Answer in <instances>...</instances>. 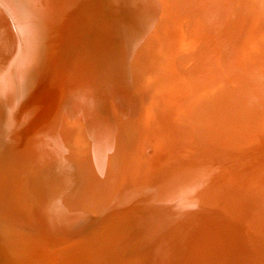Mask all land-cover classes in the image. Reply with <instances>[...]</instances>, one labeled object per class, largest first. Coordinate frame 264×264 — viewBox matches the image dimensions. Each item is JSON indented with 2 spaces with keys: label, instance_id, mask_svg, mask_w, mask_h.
Listing matches in <instances>:
<instances>
[{
  "label": "bare ground",
  "instance_id": "bare-ground-1",
  "mask_svg": "<svg viewBox=\"0 0 264 264\" xmlns=\"http://www.w3.org/2000/svg\"><path fill=\"white\" fill-rule=\"evenodd\" d=\"M0 2L14 17L9 21L0 6L3 89L19 88L20 98L25 100L33 96L28 105L36 111L43 107L39 117L45 120L37 123L36 114L34 120L21 124L17 115L11 127L24 140L40 136L37 141L48 144L46 154L62 165V171L78 173L74 179L68 173L49 178L52 172H44V176L50 175L46 183L32 178L34 172L28 175L30 170L24 179L16 176L20 185L23 180L18 195L7 185L8 177L1 176L7 184L3 182L0 188V203L24 224L40 230L44 243H67L104 222L100 217L115 203L120 207L122 194L123 203L134 186L128 192L134 202L119 220L127 238L122 256L108 260L111 254L104 251L106 256H100L103 250L95 247L88 249L81 262L73 257L63 264H264V172L251 177L249 171L264 165V0ZM209 41L214 46H209ZM18 53L22 55L15 65L17 88L3 61ZM131 59L137 64L136 71H141L139 78L145 79L142 72L147 74L142 84L141 80L135 84L137 74L132 77L128 73ZM191 63L193 69L188 68ZM105 86L112 88L107 89L111 100L102 99ZM101 87L102 97L98 98ZM40 94L49 98L38 100ZM137 98L148 102L150 108L148 116L140 119L144 132L132 135L129 144L121 137L126 130L122 121ZM58 100L63 101L60 106L65 104L62 110L68 111L67 115L61 110L62 115L83 120L85 132L80 137L88 135L89 145L79 148L71 143L76 128L71 126L72 132L67 127L70 136L63 131L68 124L56 113ZM103 100L111 102L107 105ZM29 111H23L28 112L27 118L33 116L29 117ZM120 111L125 115L122 120L117 114ZM80 137L77 134V139ZM0 147L7 148L3 141ZM151 147L155 153L148 159L143 151ZM41 156L38 158L46 160ZM53 158H47L48 163ZM219 163L223 169L217 167ZM24 164L27 162L17 164L21 165L18 168ZM36 183L38 187L31 191ZM41 186L53 196L58 191L66 195L74 191L71 199L62 198L56 204L47 222L46 216L41 221L36 211L33 215ZM145 206L149 213L141 211ZM25 209L32 210L33 216ZM139 236L144 238L141 242ZM130 243L138 252L135 257L130 254ZM25 244L26 252L22 249L18 257L34 261L39 253L28 241Z\"/></svg>",
  "mask_w": 264,
  "mask_h": 264
},
{
  "label": "rangeland",
  "instance_id": "rangeland-1",
  "mask_svg": "<svg viewBox=\"0 0 264 264\" xmlns=\"http://www.w3.org/2000/svg\"><path fill=\"white\" fill-rule=\"evenodd\" d=\"M0 4H2L1 2H0ZM1 7V9L3 10V12L6 14V16L9 18V21H12L13 20V15H12V12L10 11L9 12V10H7L6 9V5L4 6L3 4L2 5H0ZM8 15H10V17L8 16ZM202 41H204V40H202ZM212 42L211 41H209V43H208V45L209 46H214V45H212L211 44ZM21 55L22 54H20V53H18V54H15L14 55V57L12 56V55H10V57H8L7 59H5L3 62H4V67L5 68H7L8 70L9 69H11L10 71L12 72V75H11V79H12V81H13V84L14 83H16L17 84V88H18V75H17V73L15 72V65H16V63L18 62V60H19V57H21ZM130 61H132V63H131V65L129 66V71H128V73L130 72V74H131V76L132 77H134V75L135 74H137V76L135 77L136 79L134 80V81H132L133 83H135L136 85H138L139 83H143L144 81H146V77H147V74H146V72H142L143 74H142V76L144 75V76H146L145 77V79H141V77L139 78L138 76H141V75H139L140 73H141V71H139V70H137V71H139V72H137L136 71V68H138V67H136L137 66V64H134V63H136L135 62V60H134V62H133V60L131 59ZM130 64V63H129ZM135 65V66H134ZM131 67V68H130ZM188 68H194V64L193 63H191L190 65H188ZM131 70V71H130ZM135 73V74H134ZM146 74V75H145ZM131 77V78H132ZM142 78H144V77H142ZM133 79V78H132ZM131 79V80H132ZM139 80H141L139 83H138V81ZM3 80H1L0 79V141H3L4 142V144L7 146V148H9V145L11 144V146H10V148L9 149H7V148H5L6 150H3V148H1L0 147V163H2V164H0V167H4L3 169L2 168H0V188L2 187V184H3V182H5L6 184H7V179L9 180V182H8V186H9V188H11L12 190H16L15 192H16V194L18 195V193H19V191H18V189H20V188H22V186H23V180H22V182H21V185L18 183V182H20V180H19V178L20 179H24V177H25V175L24 174H26V173H29V171L31 170L32 172H30V174H28V175H31L32 176V174H33V172H34V175L37 173V171L39 172H41V174L43 173V174H45V173H47L48 174V171L49 172H52V174L51 173H49L50 175H43L42 174V176L44 177V178H46V180L41 176L40 177V172L39 173H37L36 175H35V177H34V175L32 176V178H36V177H39L38 178V180L40 181L41 180V182H49V179L47 178L48 176H50L49 178H53V176H56L57 174H58V176H59V174H64V175H66V176H68V174L69 175H72V177L74 178H76L77 179V175H78V173H76L74 170H73V172L74 173H72V171H67V172H65V171H62V169H61V167H62V165L61 164H59V163H57V161L54 163V158L53 157H48V155L46 154V152H47V146H48V144H46V142H45V144L43 143V141H40L41 143H39V141H37V140H40L38 137H40V136H38V137H31V138H29V139H26V140H24V138L22 139V137H20L18 134H17V129H14L13 127H11L12 126V124H15V123H13V122H15V119H16V117H17V115H20L21 117V124H27V119H29V121H30V119L33 117V120H34V118H35V115H36V122L38 123V122H40L41 124H44V122H45V120L43 121V118H41V117H39V114L42 112V108H40L39 109V111H36L35 110V108L34 107H29V103H30V101L32 100V98H33V96H29L28 98H26V100L23 98V96L20 98V94H21V92L20 91H18V89L17 90H15L14 89V87L12 88V90H10V91H8L7 92V89L6 88H4L3 89ZM116 82L118 83L119 81L118 80H116ZM2 87V88H1ZM100 87V86H99ZM106 87V86H105ZM108 87V86H107ZM106 87V89H104L103 90V88L100 90V88L98 89L99 90V96H98V90H96V93H97V96H98V98L99 97H102L101 96V94H102V90L105 92V93H103L102 95H103V98L102 99H105V100H107V99H110L111 100V92H110V90L112 89L110 86L107 88ZM111 88V89H110ZM115 88H119L118 87V85L115 87ZM114 88V89H115ZM107 89H110V90H108V92H107ZM106 90V91H105ZM100 91H101V93H100ZM17 92V93H16ZM110 92V94H108ZM48 94V93H47ZM47 94H40V95H38V97H37V99L38 100H42V98H46V99H48L49 98V96H47ZM106 94H108L107 96L108 97H106L105 95ZM110 96V97H109ZM148 96V95H147ZM62 97H64V99H65V94L62 96ZM61 97V99L62 100H64L63 98ZM2 98V99H1ZM10 98V99H9ZM107 98V99H106ZM140 98V97H139ZM31 99V100H30ZM21 100V101H20ZM62 100H58V105L60 106L61 104V102H63ZM105 100H103V101H105ZM108 101V102H106L107 103V105H108V103L109 102H111V101ZM140 100H141V98H140ZM138 98H137V101L133 104L134 106H133V108H132V110L131 111H126V113L125 114H128L127 116L129 117H125V115H124V113H123V115H121V111L120 112H118L117 114H118V117L120 118V116H122V118H121V120L124 118V120L122 121V123H125L128 127H130V128H128L127 126L126 127H124L125 126V124H123L122 126H123V128H125V129H123L122 128V130H121V127L122 126H120V130L122 131H120L121 133H123L124 131L123 130H125V132L123 133V134H125L124 136L121 134V137L123 138L122 140L123 141H125L126 143H131V138H132V135L134 136V134H137V133H139V134H141V133H143L144 131H142V127H143V124L141 123V120H143L145 117H147L148 115H147V112H148V110H149V108H150V104H148V102L146 103V102H144V101H140ZM16 102V103H15ZM60 102V103H59ZM3 103V104H2ZM145 105H144V104ZM41 104V103H40ZM65 106V104H62V106H60L58 109V112H56L57 113V115L58 116H61L62 115V113H61V110H62V107L63 108H65L64 106ZM2 106H3V108H2ZM14 106V107H13ZM22 106H23V108H22ZM28 106V107H27ZM43 106V105H42ZM58 107V106H57ZM70 106H67V108L65 109V110H68V108H69ZM140 107V108H139ZM5 108V109H4ZM17 108V109H16ZM34 109V110H32V109ZM120 108V107H119ZM23 109V110H22ZM30 110L29 111V117L31 116V115H33V116H31L30 118H27L26 116L27 115H25L26 113H28V112H23L24 110ZM135 109V110H134ZM138 109V110H137ZM64 110V109H63ZM62 110V112H65V113H67V115H68V111L66 112V111H63ZM119 110V109H118ZM141 110V111H140ZM2 111V112H1ZM134 111V112H133ZM17 112V113H16ZM22 112V113H21ZM128 112V113H127ZM6 113V114H5ZM35 113V114H34ZM119 113H120V115H119ZM133 113V114H132ZM137 114V116L139 117H137V116H135L136 114ZM139 113V114H138ZM64 114V113H63ZM132 114V115H131ZM130 115V116H129ZM13 116H15V117H13ZM63 116L64 115H62V119H63ZM13 117V118H12ZM24 117H26V119L24 118ZM66 117V118H65ZM67 117H69V116H66V114H65V116H64V124L65 125H67L66 127H65V130H63L64 132L66 131V129H67V127H68V129L71 127V126H74V128L73 127H71V130L70 131H74V130H72V128L73 129H75V133H73V135L75 136V138L73 137V136H71L72 137V139L74 138V141L75 142H71L72 144H74L75 143V146H83V144L84 145H89V143L91 142V140H90V142H89V137H88V135L86 136V137H84V136H82V137H80L81 136V132L83 133V128L84 127H82L83 126V120H80L81 118H78L79 120H80V122H82V123H78L79 122V120H77V118L76 117H71V119H68ZM133 117H135V119H136V122L137 123H135V119L133 118ZM24 118V119H23ZM70 118V117H69ZM73 118V119H72ZM133 119L132 121L133 122H131V123H134V125H131V123H130V121H131V119ZM23 119V120H22ZM65 119H67V121L65 120ZM141 119V120H140ZM8 120H10V121H8ZM27 120V121H26ZM69 120H74V122H70ZM78 122H77V121ZM121 120H120V122H121ZM130 120V121H129ZM140 120V122H138V121ZM22 121H25V123H23ZM68 121H69V123H68ZM31 122V121H30ZM65 122H67V123H65ZM77 122V123H76ZM75 123V125H73ZM122 123H120V124H122ZM129 123V124H128ZM2 124V125H1ZM11 124V125H10ZM136 124H139V125H136ZM141 124V125H140ZM8 125V126H7ZM65 125H63V127L62 128H64V126ZM70 125V126H69ZM78 125L79 126H81V128L80 127H78ZM77 126V127H76ZM134 126H136L135 128H134ZM141 126V127H140ZM2 127V128H1ZM133 127V128H132ZM139 128V129H138ZM130 129V130H129ZM137 130V132H136V130ZM129 130V131H128ZM70 131H66L68 134L67 135H69L70 136V134L72 135V132L70 133ZM78 131V132H77ZM140 131V132H139ZM65 132V133H66ZM84 132H85V130H84ZM131 133V134H129V133ZM77 134H78V136L81 138V141H80V138H78L77 139ZM86 135V134H85ZM7 136V137H6ZM126 136H127V138H126ZM18 138V139H17ZM3 139V140H2ZM7 139H10V140H7ZM17 139V140H16ZM5 140V141H4ZM16 140V141H15ZM85 140V141H84ZM34 143H33V142ZM36 141L38 142V143H36ZM72 141V140H71ZM76 141H77V143H76ZM5 142H7V143H5ZM8 142L10 143V144H8ZM33 143V145L34 146H32V143ZM16 143V144H15ZM36 143V144H35ZM43 143V144H42ZM70 143V144H71ZM30 144H31V146H30ZM38 144V145H37ZM78 144V145H77ZM79 144H81V145H79ZM40 145H45V146H40ZM30 146V147H29ZM35 146H36V148H35ZM37 146H39V148H41V150H43V151H40L39 150V148L37 147ZM74 146V145H73ZM74 146V147H75ZM34 147V148H33ZM49 147V146H48ZM79 147V148H80ZM153 147V146H152ZM148 148L147 150H144L143 152V154L146 156V157H148V159H150L151 157H152V155H153V153H155V151L153 152L152 150H153V148ZM27 148V149H26ZM33 150H32V149ZM43 148V149H42ZM44 148L46 149V150H44ZM34 149H36L35 151H34ZM75 149V148H74ZM155 149H157V148H155ZM154 149V150H155ZM5 151V152H3V151ZM29 150V151H28ZM48 150H49V148H48ZM75 150H77V147H76V149ZM10 151V152H9ZM19 151V152H18ZM26 151V152H25ZM32 151H34V152H32ZM31 152H32V154H31ZM39 152H41V153H39ZM45 152V154H46V156H45V154H43ZM75 152H77V151H75ZM79 152V151H78ZM13 153V154H12ZM40 154V155H38V154ZM29 154V155H28ZM31 154V155H30ZM33 154H35V155H33ZM36 154L38 155V156H36ZM43 154V155H42ZM50 154V153H49ZM6 155V156H5ZM8 155V156H7ZM27 155H28V157H27ZM42 155V156H41ZM3 156V157H2ZM12 156V157H11ZM35 156L38 160H36L35 159V157H34V159H33V157ZM40 156L42 157V158H45V157H47L48 159H50V158H53V159H51V160H49V163H50V161L52 162L51 163V165L48 163V159L46 158V160L44 159H39L40 158ZM50 156H51V154H50ZM39 157V158H38ZM10 158H14L13 160H14V163H13V160L11 159L10 160ZM168 158H169V156H168ZM168 158H165V160L167 159L168 161L170 160V159H173L174 157H171L170 159H168ZM8 159V160H7ZM32 161H31V160ZM174 159H176V158H174ZM25 160H29V162L28 161H25ZM40 160L42 161V163L44 164V166H43V164L40 162ZM177 160V159H176ZM11 161H12V163H13V165H11L10 166V164H11ZM171 161V160H170ZM26 163L27 162V164L29 165H22V167L19 169L18 167H20L21 165H17V164H20V163ZM32 162L34 163L33 165H32ZM36 162H38L37 164H36ZM40 162V163H39ZM167 161H165V163H166ZM47 163V164H46ZM59 165H57V164ZM169 162H167V164H168ZM9 164V165H8ZM16 164V165H15ZM42 166L41 168H39L40 167V165ZM54 165V167H55V165H57L56 166V168H57V170H58V167H59V170L61 171L60 173H58L59 172V170H58V172L56 173V168H54L53 167V165ZM1 165H3V166H1ZM7 165V166H6ZM37 165V166H36ZM38 165H39V167H38ZM46 165H47V167H46ZM216 164H214L213 166H215ZM13 166V167H12ZM16 166V167H15ZM25 166V167H24ZM49 166H51L53 169H51L50 170V168H49ZM64 166V165H63ZM27 167H28V169H27ZM32 167V168H31ZM34 167H37V168H39V169H37V171H36V168H34ZM44 167V168H43ZM217 167H220V169H223V167H224V165L222 164V163H219V164H217ZM10 168H11V170H10ZM14 168H18V170L17 169H14ZM49 168V170H47V169ZM67 168V167H66ZM261 168H263V169H261ZM261 168H259L258 166L257 167H253V168H250L249 169V171L251 172L250 173V176L251 177H256V175L259 173H263L264 172V165L261 167ZM4 169H5V171H4ZM12 169H13V171H12ZM26 170V172L25 173H22L23 171H21V172H19L20 170ZM33 169V170H32ZM34 169H35V171H34ZM63 169H65V168H63ZM14 170H15V172H14ZM3 171V172H2ZM12 171V172H11ZM43 171V172H42ZM2 172V173H1ZM45 172V173H44ZM63 172V173H62ZM3 173H4V175H3ZM14 173H16V174H14ZM21 174V175H19V174ZM68 173V174H67ZM71 173V174H70ZM75 173H76V175H75ZM132 173V172H131ZM14 174V175H13ZM40 174V175H39ZM73 174L75 175V176H73ZM133 174H134V176H135V178H137V175H136V173L133 171ZM13 175V176H12ZM19 175V176H18ZM1 176H4V177H8L7 179L6 178H4V177H1ZM16 176L17 177H19V178H16ZM21 176H22V178H21ZM24 176V177H23ZM47 176V177H46ZM15 177V178H14ZM12 178H14L13 179V181L11 180ZM40 178H42L43 179V181H42V179H40ZM74 178V179H75ZM2 179V180H1ZM16 179H17V181H16ZM37 179V178H36ZM4 180H6V181H4ZM12 181V184H11V181ZM32 180V179H31ZM33 180H35V179H33ZM33 180H32V182L31 183H33L34 184V182H33ZM38 181V182H39ZM46 182V183H47ZM19 184L20 185V187H19V185H18V188L16 187L17 186V184ZM30 183V184H31ZM32 185V184H31ZM36 185V186H35ZM35 185H33L34 186V188L33 187H31V191H32V189H33V191H34V189H36V187H38L37 186V183L35 184ZM13 187V188H12ZM41 189H42V186L40 187ZM40 188H38V189H40ZM135 189V187L133 186V187H130V190L131 189ZM39 190V193H40V191H41V194H43V191H44V194L45 195H34L35 196V200H34V203L36 204V206H35V210L33 211V213L36 211L37 212V215H36V212H35V214H33V213H31L32 212V210H26V214H28V215H31V216H33V215H36V216H38L37 218H39V219H41L43 216H46V218L45 217H43V219L46 221L47 220V217L50 219L52 216H51V214H52V212H53V210H54V208H55V206H56V204L57 203H60V200H62V198H63V200H65V199H71L72 198V196L74 195V194H72V193H74V191L73 192H71V195H70V197H69V195H66V194H64V192H62L61 193V191H58V192H56V193H54V194H57L58 193V195H55V196H53L52 195V193L48 190ZM74 189V188H73ZM130 190H128V192L130 191ZM18 192V193H17ZM46 192V193H45ZM128 192H127V198H126V200L122 203V202H120L122 199H123V196L125 195L124 193L122 194V196H121V199H120V201H119V205H121L120 207L118 206V203H115L114 205H113V207L112 208H110L109 209V212H108V214L106 213L105 214V216H101L100 217V219H102L103 218V221L104 222H102V223H100V222H98L97 223V225L96 226H94L93 228H92V230L89 232V234L87 233L86 235H84L83 237H85L84 239H82L81 237H75V236H73V239L72 240H69V242L67 241V243L65 244V243H62V242H58V243H56V242H52L55 246H52L53 244L51 243V241H50V243H44V239H43V237L41 236V233H40V230H38V229H36V228H34L33 226H31V223H28V225H26V224H24V222L22 221V219L20 218V217H18V215H16V213L15 214H13L10 210H8V208L7 207H5V205H3L2 203H0V220L1 219H4V220H1L0 221V264H61L62 262H65L66 260H68L69 258H73V257H75V258H79V261L81 262V260L83 259H86V252L88 251V249L89 248H92V249H95V247L96 248H99L100 249V251H102V252H100V256L101 255H104V256H106V253L108 254V256H109V254H111V257L109 258L108 257V260H110V259H112V260H114V259H118L120 256H122V250H123V247L127 244V238H126V235H124V232L122 231V229L120 228L121 227V225H122V221L121 222H119V220H120V218H121V216H123V214H124V212L126 211V213H127V211H128V209L130 208V206H131V204L134 202V200H133V196L129 193L128 194ZM33 193V192H32ZM39 193H35V194H39ZM133 193V192H132ZM0 194H2L1 192H0ZM49 194V195H48ZM61 194V195H60ZM31 196H32V194H30ZM47 195L49 196V199H48V197H47ZM53 196V199H52V197H50V196ZM66 195V196H65ZM40 196H42L43 197V199L45 198L46 199V197H47V199L46 200H48V201H50V202H48V201H44ZM45 196V197H44ZM61 196V197H60ZM63 196V197H62ZM65 196V197H64ZM37 198V199H36ZM40 198V199H39ZM32 199H34L33 198V196H32ZM42 201V202H40V203H43V204H40L38 201ZM49 203L48 205L46 204V203ZM121 203V204H120ZM34 204V205H35ZM40 205V206H39ZM43 206V207H42ZM51 206V207H50ZM38 207V208H37ZM46 207H48V208H46ZM50 207V208H49ZM3 208H5V209H3ZM45 208V209H44ZM47 209V210H46ZM112 209V210H111ZM43 210V211H42ZM49 210H50V212H49ZM27 211H29V212H27ZM141 211H144V212H148L149 213V210H148V208L146 209V206L143 208V209H141ZM20 212V211H19ZM43 212V213H42ZM10 213V214H9ZM5 214V215H4ZM33 214V215H32ZM41 214V215H40ZM126 215V214H125ZM3 216V217H2ZM15 216V217H14ZM41 216V217H40ZM51 216V217H50ZM2 217V218H1ZM7 219V221L9 222H6V219ZM128 218V217H127ZM11 220V221H10ZM41 221H42V219H41ZM116 221H117V223H116ZM47 222V221H46ZM119 222V223H118ZM8 223V224H7ZM19 224V225H18ZM20 225H21V227H20ZM30 225V226H29ZM29 229V230H27V228ZM104 227H106V228H104ZM32 228V229H31ZM36 229V230H35ZM32 230V231H31ZM38 230V231H37ZM100 230V231H99ZM102 230V231H101ZM35 231H37V233L35 232ZM115 231H118L117 232V234H115V235H113V233L115 232ZM97 232V233H96ZM35 234H36V236H35ZM101 234V235H100ZM40 235V236H39ZM101 236V237H100ZM33 237V238H32ZM35 237V238H34ZM97 237V238H96ZM96 238V239H95ZM139 238H140V242H141V240H143L144 238L143 237H140L139 236ZM39 240V241H38ZM98 240V241H97ZM26 241H28L29 242V244H30V247H32L31 249L34 251V249H35V251L34 252H36V253H39L38 255H37V257H36V259L33 261V259H31L30 261H27V262H24L25 261V258H20V257H18V255H17V253L18 254H21L22 253V249H25V252H26ZM96 241V242H95ZM100 242V243H99ZM101 242H103V244L101 243ZM139 242V243H140ZM61 243V244H60ZM46 244V245H45ZM77 244V245H76ZM93 244V245H92ZM44 245V246H43ZM50 247H49V246ZM57 245V246H56ZM59 245V246H58ZM98 245V246H97ZM101 245H102V247H101ZM116 247H114V246ZM73 247V248H72ZM112 247H114V248H112ZM44 248V249H43ZM49 250H48V249ZM59 248V249H58ZM112 248V249H111ZM41 249H43V250H41ZM54 249V250H53ZM136 248L134 247V246H132V244L130 243V245H129V251H130V254H131V256L132 257H135V256H137L138 255V252L135 250ZM45 250H48V251H45ZM58 250V251H57ZM90 250L91 249H89V252H90ZM32 251V252H33ZM44 252V254H43V252ZM50 251H52V252H50ZM106 253H105V252ZM47 252V253H46ZM46 253V254H45ZM104 253V254H103ZM54 254V255H53ZM55 254H56V256H55ZM69 254H71V255H69ZM43 255H46V256H43ZM73 255H75V256H73ZM43 256V257H42ZM82 256V257H81ZM40 257V258H39ZM45 257V258H44ZM84 257V258H83ZM42 258H44V259H42ZM49 258V259H48ZM51 258H52V260H51ZM59 258V259H58ZM60 258H62V259H60ZM46 259V260H45ZM60 261H58V260ZM129 259L131 260V257L129 256ZM61 260H63V261H61ZM55 262V263H54ZM137 263H139V261L137 262ZM63 264V263H62Z\"/></svg>",
  "mask_w": 264,
  "mask_h": 264
}]
</instances>
